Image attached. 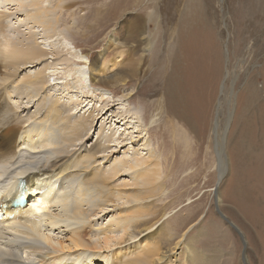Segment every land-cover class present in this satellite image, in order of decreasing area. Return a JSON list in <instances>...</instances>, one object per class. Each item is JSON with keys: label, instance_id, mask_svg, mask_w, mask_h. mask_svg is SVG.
<instances>
[{"label": "rangeland", "instance_id": "obj_1", "mask_svg": "<svg viewBox=\"0 0 264 264\" xmlns=\"http://www.w3.org/2000/svg\"><path fill=\"white\" fill-rule=\"evenodd\" d=\"M62 1L59 24L69 27L67 34L41 45L61 50L46 56L50 67L45 73L57 81H49L54 86L45 92L68 107L76 102L80 110H70L69 121L98 110L99 100L116 102V113L130 110L128 139L122 132L118 147L95 155L99 161L92 166L100 167L101 174L108 175L105 169L114 157L150 158L139 169L120 170L115 179H106L105 191L119 199L115 206L105 203L91 225L106 226L109 218L136 209L137 217L143 213L149 224L163 229L152 235V244L164 247L173 230L181 237L182 244L162 264H264V0ZM135 17L137 34H130ZM185 37L193 50L182 58ZM94 61L104 71L98 77L119 71L125 83L91 80ZM54 67L66 73V80ZM35 100L24 103L22 98L20 115L34 111ZM38 116L25 125L33 131L43 126ZM99 122L87 128L86 148L95 142ZM109 125L119 133L118 128L127 127ZM133 196L140 199L126 202ZM145 204L150 208H142ZM59 229L54 238L65 239L68 232ZM187 241L194 249L191 261L183 252ZM117 252H110L109 264ZM71 259L67 255L60 264Z\"/></svg>", "mask_w": 264, "mask_h": 264}, {"label": "bare ground", "instance_id": "obj_2", "mask_svg": "<svg viewBox=\"0 0 264 264\" xmlns=\"http://www.w3.org/2000/svg\"><path fill=\"white\" fill-rule=\"evenodd\" d=\"M62 3V0L54 3L51 0H0V264H60V259L67 255L73 256L67 264H109L113 250L118 251L113 264H162L174 252L173 249L182 244L181 237H176L174 230L168 234L163 247L161 243L151 242L152 235L163 229L149 224L143 213L137 217L136 209L109 218L106 226L95 227L90 223L105 203L111 205L119 199L105 191L106 179H115L120 170L139 169L150 158L116 160L114 157L105 169L108 175L107 172L101 174L100 167L92 166L93 162L99 161L95 155L118 147L122 132H127L125 139H128L130 110L116 113L112 109L116 102L99 100L98 110L94 108L86 117L78 115L69 121L68 112L80 110L76 102L68 107L58 97L52 98L49 92H45L54 86L50 83L57 81L54 77L49 79L45 73L50 67L45 62L46 56L58 55L61 50L54 46L46 50L41 45L42 40L45 42L67 34L69 27L59 24ZM12 8L16 10L8 12ZM134 21H137L136 17L131 21L130 34H137ZM183 41L182 58L190 56L193 50L189 37ZM56 61L66 62L67 59L58 58ZM97 65L98 62L94 61L90 66L91 80L104 79L105 85L109 82L125 83L119 71L109 73L107 78L105 75L98 77L104 71L97 69ZM54 71L65 79L64 71L58 67H54ZM63 82L65 85L67 81ZM74 83L77 84V80ZM72 90L75 89L71 87ZM36 97L34 111L27 110L24 116L20 115V109L24 107L22 98L26 99L24 103H30ZM88 99L85 97L83 101ZM35 116L42 119L43 126L33 131L25 122ZM99 120V134L86 148L83 143L88 137L87 128L92 130L91 126L94 124L95 127ZM110 122L120 124L121 128L127 127L118 128L122 130L120 133L115 132ZM42 133L46 136L44 139L38 137ZM32 134L36 138H32ZM36 140L39 141L35 143ZM77 140L79 144H75ZM139 182L147 184L143 178ZM35 198H40L41 202ZM135 199L140 197H129L126 202ZM59 225L68 232L65 239L54 238L61 231ZM55 230L57 233H53ZM142 237L146 238L142 244H137ZM174 238L178 240L171 248ZM187 243L188 247L183 244V252L191 261L194 249L189 241ZM243 262L246 263L245 251Z\"/></svg>", "mask_w": 264, "mask_h": 264}, {"label": "water", "instance_id": "obj_3", "mask_svg": "<svg viewBox=\"0 0 264 264\" xmlns=\"http://www.w3.org/2000/svg\"><path fill=\"white\" fill-rule=\"evenodd\" d=\"M215 126H217V123L215 122ZM217 210V208H216ZM219 210V209H218ZM217 210V211H218ZM219 212V211H218ZM220 213V212H219ZM220 217L224 218L223 215L220 213ZM227 224L236 232L239 233L240 231L235 227V225H233L230 221L227 222ZM244 245V244H243Z\"/></svg>", "mask_w": 264, "mask_h": 264}]
</instances>
